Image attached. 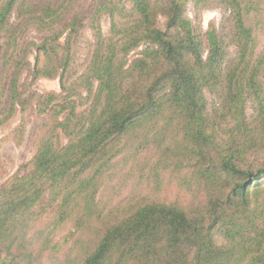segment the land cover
<instances>
[{
    "label": "trees",
    "instance_id": "16d2710c",
    "mask_svg": "<svg viewBox=\"0 0 264 264\" xmlns=\"http://www.w3.org/2000/svg\"><path fill=\"white\" fill-rule=\"evenodd\" d=\"M188 2L227 15L201 30ZM260 9L0 0V126L19 111L21 141L24 115L43 117L0 184V264H264ZM25 70L59 91L28 90Z\"/></svg>",
    "mask_w": 264,
    "mask_h": 264
},
{
    "label": "rangeland",
    "instance_id": "374dc122",
    "mask_svg": "<svg viewBox=\"0 0 264 264\" xmlns=\"http://www.w3.org/2000/svg\"><path fill=\"white\" fill-rule=\"evenodd\" d=\"M89 3L90 0H85ZM261 17L264 19V0H259ZM186 15L193 21L194 24L198 25L201 30H205L210 22H213L217 27L219 22L227 15L220 7L216 8H201L195 9L191 2L186 5ZM251 19L253 12L250 14ZM260 16H258L259 18ZM109 26L108 16H103L101 19V28L105 33ZM89 36V31H86ZM38 34L35 31H29L26 33V38L34 39ZM257 35H259L260 42L257 46V53L264 49V32L257 29ZM29 61L31 64L34 61V53L29 55ZM21 82L25 84L28 90H33L39 93H48L51 91H59V83L57 79L39 78L37 80H31L28 77L27 70L22 73ZM22 115L19 111L10 118L5 124L0 126V184L21 171L23 167L30 161L34 155L33 147V136L32 133L36 130L37 126L43 121V117L37 115L34 111H28L24 115L25 132L22 133L21 141L17 139L20 137V131H13L16 126L20 123ZM261 181L264 185V174L262 175ZM164 194L168 195L171 199H182L186 198L183 190L179 189L175 185H165L163 188ZM190 197V195H188Z\"/></svg>",
    "mask_w": 264,
    "mask_h": 264
}]
</instances>
